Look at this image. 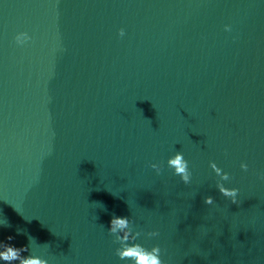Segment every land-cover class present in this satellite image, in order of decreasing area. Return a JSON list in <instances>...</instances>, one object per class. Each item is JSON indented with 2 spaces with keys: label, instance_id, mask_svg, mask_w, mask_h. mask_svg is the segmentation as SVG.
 <instances>
[{
  "label": "water",
  "instance_id": "1",
  "mask_svg": "<svg viewBox=\"0 0 264 264\" xmlns=\"http://www.w3.org/2000/svg\"><path fill=\"white\" fill-rule=\"evenodd\" d=\"M262 176L264 0H0V241L132 264L114 239L140 232L164 264H264Z\"/></svg>",
  "mask_w": 264,
  "mask_h": 264
},
{
  "label": "clouds",
  "instance_id": "2",
  "mask_svg": "<svg viewBox=\"0 0 264 264\" xmlns=\"http://www.w3.org/2000/svg\"><path fill=\"white\" fill-rule=\"evenodd\" d=\"M226 31H231V27L229 25H225ZM120 36L124 35V30L120 29ZM16 42L18 44H23L25 41L29 40L30 37L27 33L21 32L18 33L15 37ZM167 164L170 168L174 169V173L179 175L181 180L188 184L190 183L191 172L188 167V161L185 160L183 154L177 151L173 156L169 157ZM151 167L160 172V165L153 163ZM210 167L214 170L217 176L220 177V180L217 181L216 187L218 191L226 198H230L232 203L237 202V195L239 189L235 187H226L222 181L229 180V174L224 172L220 167L217 166L215 162H210ZM241 169L247 171L248 165L246 163H241ZM264 179V176L261 177ZM204 203L207 205H212L214 203V199L211 195L204 197ZM129 222L128 216H117L112 215L110 219V226L108 227V231L110 234L116 231V228H124L127 226ZM4 227H10L9 222L6 220L4 222ZM23 230L17 229L18 234ZM140 235V232L132 233L131 235L126 234L124 237L117 236L114 239V243H119V247L116 248V255L124 260L127 259L132 262V264H164V261L161 259V248L159 245L153 246L150 250L145 248L139 243H129V241H135L137 237ZM148 236L154 237L158 236V232L152 231L148 233ZM14 237L8 236L7 240L11 241ZM31 239H34L31 237ZM31 240H29V243ZM0 245H3V250H0V260H4L11 264L13 261H17L18 264H46V260L39 258L38 256L28 254L24 255L23 253L29 252L28 245L15 246L11 243H7L4 241H0Z\"/></svg>",
  "mask_w": 264,
  "mask_h": 264
}]
</instances>
